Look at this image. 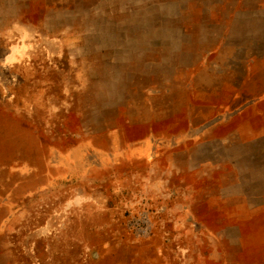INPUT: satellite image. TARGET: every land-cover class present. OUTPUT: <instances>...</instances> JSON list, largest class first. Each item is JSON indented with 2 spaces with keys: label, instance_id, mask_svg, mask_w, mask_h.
I'll list each match as a JSON object with an SVG mask.
<instances>
[{
  "label": "rangeland",
  "instance_id": "obj_1",
  "mask_svg": "<svg viewBox=\"0 0 264 264\" xmlns=\"http://www.w3.org/2000/svg\"><path fill=\"white\" fill-rule=\"evenodd\" d=\"M0 264H264V0H0Z\"/></svg>",
  "mask_w": 264,
  "mask_h": 264
}]
</instances>
